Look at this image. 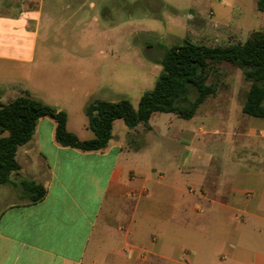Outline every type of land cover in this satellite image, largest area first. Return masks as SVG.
<instances>
[{
	"label": "crops",
	"instance_id": "crops-1",
	"mask_svg": "<svg viewBox=\"0 0 264 264\" xmlns=\"http://www.w3.org/2000/svg\"><path fill=\"white\" fill-rule=\"evenodd\" d=\"M250 1L260 19L264 13L257 0ZM222 2L234 7L240 0ZM84 5L83 0H0V59L31 77L38 68L33 63L38 41L57 14L78 15L85 12ZM233 20L226 29L248 25L238 20L235 26ZM21 83L1 81L5 89L21 87L37 98ZM13 92L15 99L19 95ZM48 105L68 113L61 100ZM158 113L149 128L140 124L124 130L125 138L115 133L116 120L107 148L89 152L61 146L56 122L40 119L31 141L18 149L20 171L12 184L1 185L16 187L27 202H1L0 264H264V188L229 190L220 178L182 164L168 178L161 172L158 147L142 140L150 133L161 136V117L153 122ZM206 120L197 113L181 127L183 162L211 164L212 157L202 156L195 146L206 132L199 123ZM67 129L77 135L68 121ZM186 172L194 174L192 185L184 183ZM23 181L43 184L45 198L29 204L21 192Z\"/></svg>",
	"mask_w": 264,
	"mask_h": 264
},
{
	"label": "rangeland",
	"instance_id": "rangeland-1",
	"mask_svg": "<svg viewBox=\"0 0 264 264\" xmlns=\"http://www.w3.org/2000/svg\"><path fill=\"white\" fill-rule=\"evenodd\" d=\"M83 1L84 13L57 14L47 35L40 38L33 62L38 68L31 77L24 70L11 69L10 63L14 62L0 59V102L11 101L16 96L13 90L19 96L25 93L21 87L5 89L2 80L22 82L20 86L48 104L61 100L67 108L68 127L81 140L95 136L88 128L85 114L90 101L128 99L138 108L142 95L154 88L162 72L158 61L164 49L183 41L205 46L245 43L254 29L264 31V15L260 19L253 15L250 0H240L234 7L223 4V0ZM240 12L254 18L242 19ZM190 16L195 19L191 21ZM233 18V25L238 20L243 24L246 20L248 25L226 29ZM207 83L215 84L217 93L198 110V119H207L204 124L199 123L206 132L199 136L195 146L202 156L212 157L211 164L182 161L180 129L191 124V119L159 112L153 122L156 125L161 117V136L150 133L142 137L143 142L158 147L161 172L168 174V178L174 177L182 164L186 170L193 168L195 173L220 178L218 182L229 190L263 189L264 118L242 111L250 83L237 66L227 62L211 64ZM128 129L123 120L117 121V135L125 138L124 130ZM219 171L220 174L216 173ZM193 182L194 174L184 173V183ZM1 202L8 206L27 201L20 198L16 187L6 189L0 185V209Z\"/></svg>",
	"mask_w": 264,
	"mask_h": 264
},
{
	"label": "trees",
	"instance_id": "trees-1",
	"mask_svg": "<svg viewBox=\"0 0 264 264\" xmlns=\"http://www.w3.org/2000/svg\"><path fill=\"white\" fill-rule=\"evenodd\" d=\"M257 9L264 13V0H257ZM220 62L237 66L250 83L243 113L264 118V32L259 30L253 31L245 43L205 46L183 41L164 49L158 61L162 72L154 88L144 92L137 109L128 99H95L86 105L88 128L95 135L90 140H81L68 131L65 111L43 103L28 91L7 104L0 103V185L12 184L13 175L20 171L18 149L31 141L40 119L56 122V141L61 146L84 152L101 151L113 138L116 120L136 129L140 124L149 128L152 115L158 112L187 120L195 117L206 100L217 93L216 85L208 84L207 79L211 64ZM21 185L29 204H37L47 195L41 183L23 181Z\"/></svg>",
	"mask_w": 264,
	"mask_h": 264
}]
</instances>
